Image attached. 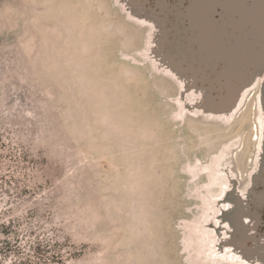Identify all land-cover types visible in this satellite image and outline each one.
Here are the masks:
<instances>
[{"label":"rangeland","instance_id":"1","mask_svg":"<svg viewBox=\"0 0 264 264\" xmlns=\"http://www.w3.org/2000/svg\"><path fill=\"white\" fill-rule=\"evenodd\" d=\"M192 4L0 0V264H264V66Z\"/></svg>","mask_w":264,"mask_h":264},{"label":"water","instance_id":"2","mask_svg":"<svg viewBox=\"0 0 264 264\" xmlns=\"http://www.w3.org/2000/svg\"><path fill=\"white\" fill-rule=\"evenodd\" d=\"M188 14L195 39L227 61V75L240 78L250 65L264 66V0H193Z\"/></svg>","mask_w":264,"mask_h":264}]
</instances>
